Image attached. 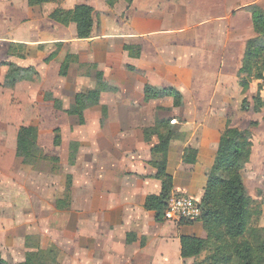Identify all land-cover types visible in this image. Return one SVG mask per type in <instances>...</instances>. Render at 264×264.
<instances>
[{"label":"crops","instance_id":"1","mask_svg":"<svg viewBox=\"0 0 264 264\" xmlns=\"http://www.w3.org/2000/svg\"><path fill=\"white\" fill-rule=\"evenodd\" d=\"M82 4L94 8L95 13H105L102 33L94 29L88 40L77 38L75 24L63 26L55 21L63 11ZM45 6L49 12L43 10L46 14L42 16V6L30 7L28 0H0V68L14 64L38 71L55 51L58 54L52 62L59 59L63 63L71 54L82 64L103 69L116 68L119 58L118 69H128V84L125 87L118 80L117 88L133 100L123 106L150 110L151 116L112 119L110 124L153 127L165 118L157 114L162 115L167 108L194 111L184 120L169 117L173 125L186 131L182 145H171L168 171L173 176L172 194L185 193L200 202L223 132L228 125L246 130L252 124L232 126L223 111L243 98L239 72L249 40L257 36L252 12L264 9V0H134L131 5L120 1L113 9L106 0H49ZM14 45L24 48L11 53ZM125 45L141 47V56L130 57ZM259 85L264 94V84L254 81L247 96L254 89L256 94ZM146 86L179 92L183 105H162L163 100L172 99L168 97L146 100ZM138 95L139 99L132 98ZM84 124L91 125L86 119ZM101 131L98 127L81 140L80 157L87 159L81 167L79 187L73 186L74 197L77 190L79 193L73 210L60 211L62 190L48 186L38 192L33 203L38 212L34 206L23 236L14 237L5 249L0 246L3 259L9 264H40L53 251L50 264H195L200 259L182 257L181 238L206 237L201 222H158L156 212L145 207L149 196L162 192L157 170L149 163L157 138L150 144L143 129L139 134L120 130L116 136L111 134L115 153L101 158L104 146L100 138L105 136L99 134ZM254 151L253 141L250 164ZM41 161L45 160L26 166L35 168ZM47 180L52 183L51 176ZM261 211L262 215L253 217L252 226L264 228V207ZM27 237H37L38 241L28 246Z\"/></svg>","mask_w":264,"mask_h":264},{"label":"rangeland","instance_id":"2","mask_svg":"<svg viewBox=\"0 0 264 264\" xmlns=\"http://www.w3.org/2000/svg\"><path fill=\"white\" fill-rule=\"evenodd\" d=\"M46 4L43 5L44 8L42 6L40 12L42 16L49 12V6H45ZM102 14L105 15L97 10L94 15V29L98 34L102 33ZM124 16L125 13L123 18ZM61 62L62 60L59 59L53 62H42L38 71L35 70L36 74L25 75L23 79L12 78L13 69L0 68V244H2L0 246H3V249L17 235L23 236L26 220L33 213L35 206L33 203L38 198L37 193L44 188L51 186L56 191L62 190L63 200L66 199L65 202L68 201L69 206L64 207L65 209L60 208V211L63 213V210H73L72 203L79 199L78 190L74 197L73 186L79 187L81 167L87 159L85 155L80 157L82 139L94 133L98 127L101 128L103 132L99 134L105 135L100 138V144L104 146V149L100 150L102 158L107 153H115L113 148L115 137L111 134L116 136L120 130L125 133L128 129L139 134V130L144 131L150 128L114 126L109 122L112 119L128 120L132 117L151 116L150 110H129L123 106L133 100L125 91H119L117 88L118 80L125 87L128 84V69L126 66L122 71L118 69L119 58L114 63L116 68L107 66L105 69H94L91 65L82 64L80 61L72 63L66 76L61 74L63 64ZM100 72L103 73L102 81L105 85L101 87L102 92L98 105L84 113L86 121L91 123L86 127L85 124H81L78 116L70 115L68 111L75 106L77 94H86L94 90L97 83H100L97 75ZM253 91L247 98L234 100L232 108L223 111V114L227 113L226 117L232 126L244 127L255 122L253 125L255 147L253 162L248 168L246 167L244 176L245 185L247 183L248 191L250 190L254 197V207L258 210L264 207V188H260L261 185L264 187V111L258 114L252 110L253 98L257 95ZM262 96L264 97V94ZM132 98L137 100L139 95L132 96ZM160 103L171 107L173 101L166 99ZM249 105L251 110L248 111L246 108ZM167 109L163 110L162 115L157 114V117L176 116L184 120L188 114L194 112L185 108L177 111L173 108ZM97 121H100V126L99 124L96 126ZM21 127L29 128L30 137L38 143L43 154L48 157L35 168L26 166L33 163L31 159L16 156L17 136ZM180 129L184 135L186 130L183 126ZM57 137H59L58 140ZM175 142L182 145L184 138ZM45 153L51 155L48 156ZM49 176L52 178V183L47 180ZM69 186H71L70 191H68ZM195 201L198 200L195 199ZM37 208L36 204L34 209L38 212ZM184 222L187 225H193L187 221ZM251 227L258 228L252 224ZM202 228L204 229L203 224ZM205 233L206 237L203 239L207 238V232ZM34 241H29L28 246H34ZM211 245L212 242L207 240L205 251L199 261L210 255ZM51 259L52 257L49 258V264Z\"/></svg>","mask_w":264,"mask_h":264},{"label":"trees","instance_id":"3","mask_svg":"<svg viewBox=\"0 0 264 264\" xmlns=\"http://www.w3.org/2000/svg\"><path fill=\"white\" fill-rule=\"evenodd\" d=\"M120 1L131 5L134 0H106L110 8H114ZM48 2L49 0H28L30 7L43 6ZM94 15V8L82 4L74 9L63 11L55 18V21L63 26L75 24L77 38L88 40L92 38L95 28ZM252 16L257 36L249 40L243 66L239 72V85L245 98L254 81H261L264 84V9L253 10ZM23 48L22 45L11 46V53ZM124 50L132 58L141 56V47L125 45ZM57 54L58 51H55L46 61H51ZM76 62H79L78 56L68 54L62 64L61 74L66 76L70 65ZM6 65L14 71L12 78L23 79L25 75L36 74L35 69L32 68L24 69L14 64ZM91 67L98 68L97 65H91ZM97 75L100 83H97L95 89L86 94H77L75 106L68 111L70 115L78 116L81 124L85 123L84 113L98 105L102 92L101 87L105 85L102 81L103 73L100 72ZM262 91L263 86L259 85L257 95L253 98L254 113L264 111ZM167 97L173 99L174 108L183 105V97L177 91L172 89L157 91L149 86L145 88L146 100ZM246 109L251 110L250 105ZM171 121L169 117L157 120L153 127L143 131L147 142L150 143L153 138H157V143L151 148L149 163L157 170L156 178L162 183V192L159 196H149L145 207L156 212L158 222L166 220L167 201L173 190V176L168 171V154L172 143L184 137L183 132ZM253 125L254 123L246 130L228 125L223 132L215 164L209 173L205 193L200 201L202 216L198 222L203 224L207 238L202 239L193 235L182 236L181 253L184 259H199L205 251L208 240L212 242L210 255L202 261L198 260L195 264H264V228L251 227L252 218L262 215V211L255 209L254 199L250 196L244 181V171L250 164L252 156ZM16 154L20 158L31 159L33 163L48 159L38 143L30 137L28 127H21L19 130ZM70 188L71 186L68 187V191ZM65 200L60 208L69 206V202ZM187 222L191 223V221ZM32 240H37V237H27V245ZM52 253L53 251H50L49 257L41 260L40 264H48ZM0 264H9L3 259L1 252Z\"/></svg>","mask_w":264,"mask_h":264},{"label":"built area","instance_id":"4","mask_svg":"<svg viewBox=\"0 0 264 264\" xmlns=\"http://www.w3.org/2000/svg\"><path fill=\"white\" fill-rule=\"evenodd\" d=\"M202 216L200 202L185 193L171 194L166 207V220L197 222Z\"/></svg>","mask_w":264,"mask_h":264}]
</instances>
